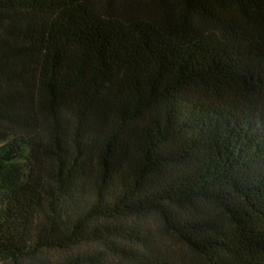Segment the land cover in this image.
<instances>
[{
	"label": "trees",
	"instance_id": "16d2710c",
	"mask_svg": "<svg viewBox=\"0 0 264 264\" xmlns=\"http://www.w3.org/2000/svg\"><path fill=\"white\" fill-rule=\"evenodd\" d=\"M0 140V264H264V0H0Z\"/></svg>",
	"mask_w": 264,
	"mask_h": 264
},
{
	"label": "rangeland",
	"instance_id": "374dc122",
	"mask_svg": "<svg viewBox=\"0 0 264 264\" xmlns=\"http://www.w3.org/2000/svg\"><path fill=\"white\" fill-rule=\"evenodd\" d=\"M1 143L2 141L0 140V144ZM2 178H3V175L1 171L0 172V186L2 183ZM145 224H146V228L150 232V235L152 236L156 235V239H157L156 245L160 247V250H161L159 252L160 254L166 253L173 259L185 260V261L201 262L203 260L204 256L202 257L201 254H199L198 252H195L188 245L177 240L175 237L169 235L166 231H164L161 225V221L157 216L155 215L150 216L149 219H146ZM96 249L97 247L94 248L93 250H96ZM107 262H113L109 256H108Z\"/></svg>",
	"mask_w": 264,
	"mask_h": 264
}]
</instances>
